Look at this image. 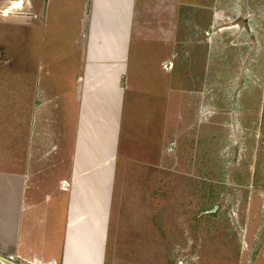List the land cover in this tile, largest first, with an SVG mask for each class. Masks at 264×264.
Listing matches in <instances>:
<instances>
[{
	"label": "crops",
	"instance_id": "1",
	"mask_svg": "<svg viewBox=\"0 0 264 264\" xmlns=\"http://www.w3.org/2000/svg\"><path fill=\"white\" fill-rule=\"evenodd\" d=\"M26 3L31 74L17 105L27 112L15 108L12 127L0 128V256L125 264L133 249L142 264L145 226L115 219L126 200L142 209L137 175L162 152L168 66L157 52L175 38L178 0Z\"/></svg>",
	"mask_w": 264,
	"mask_h": 264
},
{
	"label": "rangeland",
	"instance_id": "2",
	"mask_svg": "<svg viewBox=\"0 0 264 264\" xmlns=\"http://www.w3.org/2000/svg\"><path fill=\"white\" fill-rule=\"evenodd\" d=\"M2 10L0 128L10 129L15 108L27 112L17 101L32 15L26 0ZM177 14L170 50L157 52L168 66L162 152L137 175L142 209L126 200L115 224L145 226L142 264H264V0H178Z\"/></svg>",
	"mask_w": 264,
	"mask_h": 264
},
{
	"label": "water",
	"instance_id": "3",
	"mask_svg": "<svg viewBox=\"0 0 264 264\" xmlns=\"http://www.w3.org/2000/svg\"><path fill=\"white\" fill-rule=\"evenodd\" d=\"M0 264H16L11 259L0 256Z\"/></svg>",
	"mask_w": 264,
	"mask_h": 264
}]
</instances>
